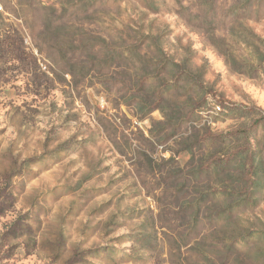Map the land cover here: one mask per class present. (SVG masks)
<instances>
[{
    "label": "rangeland",
    "instance_id": "obj_1",
    "mask_svg": "<svg viewBox=\"0 0 264 264\" xmlns=\"http://www.w3.org/2000/svg\"><path fill=\"white\" fill-rule=\"evenodd\" d=\"M0 264H264V0H0Z\"/></svg>",
    "mask_w": 264,
    "mask_h": 264
}]
</instances>
